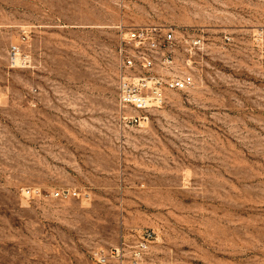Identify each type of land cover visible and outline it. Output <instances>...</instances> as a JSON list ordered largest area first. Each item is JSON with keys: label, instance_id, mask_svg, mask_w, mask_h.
Listing matches in <instances>:
<instances>
[{"label": "rangeland", "instance_id": "obj_1", "mask_svg": "<svg viewBox=\"0 0 264 264\" xmlns=\"http://www.w3.org/2000/svg\"><path fill=\"white\" fill-rule=\"evenodd\" d=\"M138 26L208 52L147 121L118 104ZM263 44L264 0H0V264H264Z\"/></svg>", "mask_w": 264, "mask_h": 264}, {"label": "built area", "instance_id": "obj_2", "mask_svg": "<svg viewBox=\"0 0 264 264\" xmlns=\"http://www.w3.org/2000/svg\"><path fill=\"white\" fill-rule=\"evenodd\" d=\"M119 53L118 104L139 121H147L154 110L166 104L170 94L193 90L202 79L208 55L203 37L161 26L130 29ZM19 55V46H12L9 56L13 68L19 66ZM25 193L34 196L38 192ZM141 256L142 251L135 253V258ZM98 262L105 264L107 259L101 255Z\"/></svg>", "mask_w": 264, "mask_h": 264}]
</instances>
